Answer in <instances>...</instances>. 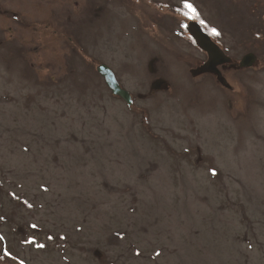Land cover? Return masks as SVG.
Instances as JSON below:
<instances>
[{"label":"rangeland","instance_id":"rangeland-1","mask_svg":"<svg viewBox=\"0 0 264 264\" xmlns=\"http://www.w3.org/2000/svg\"><path fill=\"white\" fill-rule=\"evenodd\" d=\"M0 5V264H264V0Z\"/></svg>","mask_w":264,"mask_h":264},{"label":"water","instance_id":"water-1","mask_svg":"<svg viewBox=\"0 0 264 264\" xmlns=\"http://www.w3.org/2000/svg\"><path fill=\"white\" fill-rule=\"evenodd\" d=\"M99 73L104 77L107 86L111 89L114 95L120 96L123 100L126 101L129 105L131 102L130 94L122 89L116 80L114 73L106 65H100L98 68ZM222 80V78H220Z\"/></svg>","mask_w":264,"mask_h":264},{"label":"snow or ice","instance_id":"snow-or-ice-1","mask_svg":"<svg viewBox=\"0 0 264 264\" xmlns=\"http://www.w3.org/2000/svg\"><path fill=\"white\" fill-rule=\"evenodd\" d=\"M188 7H191V5H188ZM213 33H214L215 35H219V33L216 32L215 30H213ZM213 175H215V172H213ZM41 247H43V245H41Z\"/></svg>","mask_w":264,"mask_h":264},{"label":"flooded vegetation","instance_id":"flooded-vegetation-1","mask_svg":"<svg viewBox=\"0 0 264 264\" xmlns=\"http://www.w3.org/2000/svg\"><path fill=\"white\" fill-rule=\"evenodd\" d=\"M0 7H1V5H0Z\"/></svg>","mask_w":264,"mask_h":264}]
</instances>
